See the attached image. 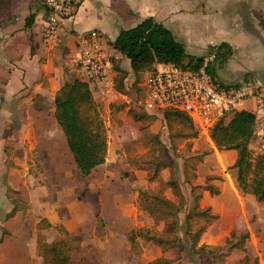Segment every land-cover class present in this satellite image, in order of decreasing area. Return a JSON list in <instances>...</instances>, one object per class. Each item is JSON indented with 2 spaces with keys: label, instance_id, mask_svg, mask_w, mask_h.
Wrapping results in <instances>:
<instances>
[{
  "label": "rangeland",
  "instance_id": "374dc122",
  "mask_svg": "<svg viewBox=\"0 0 264 264\" xmlns=\"http://www.w3.org/2000/svg\"><path fill=\"white\" fill-rule=\"evenodd\" d=\"M118 66L127 72L125 91L100 112L108 136L106 162L88 177L79 173L70 154L61 164L29 162L31 174L38 172L33 180L41 193V206L38 210L31 206L25 209V264H42L39 244L60 239L72 245L74 264H151L156 260L169 264H244L246 257L251 264L254 260L264 264V202L240 190L231 169L236 161L231 151H219L209 133L198 129L196 139L172 140L173 132L163 112L148 114L139 109L130 61L120 60ZM137 116L142 117L141 121ZM178 129L176 125L174 132ZM159 163L169 167L160 169L154 177ZM171 177L178 182L186 207L192 201V186L210 182L220 188L218 195L204 191L200 200V208H210L216 218L208 225L198 247L222 249L213 257L189 250L185 213L180 214L178 235L183 240L182 248L164 251L141 239H136L135 245L130 242L133 230L163 231L164 224L156 223L142 208L139 192H160L179 203L181 199L167 185ZM43 218L45 222L39 227ZM232 233L238 239L246 233L249 237L243 248L230 252L226 241Z\"/></svg>",
  "mask_w": 264,
  "mask_h": 264
},
{
  "label": "crops",
  "instance_id": "0c3cea01",
  "mask_svg": "<svg viewBox=\"0 0 264 264\" xmlns=\"http://www.w3.org/2000/svg\"><path fill=\"white\" fill-rule=\"evenodd\" d=\"M47 15L45 0H0V264L27 261L25 209L41 206L33 180L38 172L31 174L29 162L61 164L72 156L55 118V97L74 75L80 79L78 37L101 33L115 66L126 59L112 46L120 32L154 18L191 56L227 44L232 54L214 66L220 81L250 79L264 87V0H78L54 48L43 38ZM91 91L99 112L112 102Z\"/></svg>",
  "mask_w": 264,
  "mask_h": 264
},
{
  "label": "trees",
  "instance_id": "16d2710c",
  "mask_svg": "<svg viewBox=\"0 0 264 264\" xmlns=\"http://www.w3.org/2000/svg\"><path fill=\"white\" fill-rule=\"evenodd\" d=\"M112 46L129 59L132 72L136 77L137 87L141 74L152 69L156 63H172L186 69L201 66L204 60L203 56L187 54L184 46L175 39L173 33L164 25L156 22L154 18H147L133 28L123 29ZM209 52L217 54L216 60L221 65L232 54V50L227 44L212 47ZM114 68L117 73V89L124 92L127 72L122 70L118 64ZM211 71L214 73V67L211 68ZM55 105V118L65 135L77 169L82 176L88 177L96 168L106 162L108 152L107 131L94 101L93 93L86 82L79 78H72L57 91ZM163 115L173 132L172 140L176 137L191 140L199 136V131L193 121L185 113L166 109L163 111ZM136 118L140 121L142 119L139 116ZM176 125L180 129L174 132ZM253 127V116L241 112L233 116L227 123L222 121L216 123L210 128L209 135L219 151H237V159L231 169L235 171L238 186L244 193L253 195L258 202L262 203L264 202V160L253 159L249 149ZM166 167L169 165L159 163L153 176L155 177L160 169ZM167 185L171 188L172 193L181 199V202L176 203L160 192L152 193L146 190L139 192L142 208L156 223L164 224L163 231L133 230L130 242L135 245L136 239H141L155 244L164 251L182 248L183 240L178 235L181 228L180 214L185 213V236L189 250L194 254L213 257L222 249L207 250L205 246L198 247L208 225L216 218L210 208H200V200L204 191H208L211 195H218L220 188L210 182L204 186H192V201L189 207H186L175 178L171 177ZM16 210L15 208L13 213ZM42 222L45 220L39 223V227ZM248 237L246 233L238 239V236L232 233L226 241V247H229L228 251L232 252L234 249L243 248ZM236 240H238L237 243ZM72 250V245L65 239L39 244V256L42 258L43 264H74ZM163 263L169 264L166 260H156L151 264ZM244 264H251L249 257L245 258ZM253 264H259L258 260H254Z\"/></svg>",
  "mask_w": 264,
  "mask_h": 264
},
{
  "label": "built area",
  "instance_id": "2783aa9c",
  "mask_svg": "<svg viewBox=\"0 0 264 264\" xmlns=\"http://www.w3.org/2000/svg\"><path fill=\"white\" fill-rule=\"evenodd\" d=\"M78 0H45L47 20L43 38L52 48L60 43L61 29L76 8ZM104 36L95 31L78 37L75 71L90 89L111 101L123 94L117 89L114 64L105 52ZM217 54L204 57L201 66L181 68L172 63H156L141 74L138 107L148 114L173 109L185 113L194 126L206 134L216 123H227L237 113L253 116V136L249 145L253 159L264 160V87L255 80L235 85L220 81L211 71Z\"/></svg>",
  "mask_w": 264,
  "mask_h": 264
}]
</instances>
